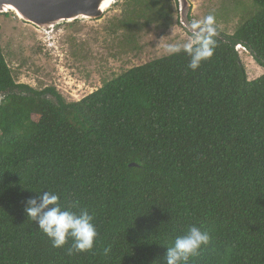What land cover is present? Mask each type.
<instances>
[{
	"label": "trees",
	"instance_id": "16d2710c",
	"mask_svg": "<svg viewBox=\"0 0 264 264\" xmlns=\"http://www.w3.org/2000/svg\"><path fill=\"white\" fill-rule=\"evenodd\" d=\"M248 1L197 70L164 56L77 102L16 84L0 52V264H166L193 225L210 240L188 264H264V74L248 80L236 49L264 68V0ZM43 191L94 216L91 251L54 248L27 218Z\"/></svg>",
	"mask_w": 264,
	"mask_h": 264
},
{
	"label": "rangeland",
	"instance_id": "374dc122",
	"mask_svg": "<svg viewBox=\"0 0 264 264\" xmlns=\"http://www.w3.org/2000/svg\"><path fill=\"white\" fill-rule=\"evenodd\" d=\"M187 1L191 22L214 14L217 29L225 35H232L255 11L248 0ZM151 2L143 0L140 5L145 10ZM140 5L118 0L100 19L62 23L48 31L19 21L12 13L0 15V52L16 84L36 90L51 87L67 102L80 101L128 69L168 56L164 43L187 40L177 0H159L145 13L138 11ZM130 9L137 29L121 26ZM238 52L248 80L264 74L247 53Z\"/></svg>",
	"mask_w": 264,
	"mask_h": 264
},
{
	"label": "clouds",
	"instance_id": "9594fccd",
	"mask_svg": "<svg viewBox=\"0 0 264 264\" xmlns=\"http://www.w3.org/2000/svg\"><path fill=\"white\" fill-rule=\"evenodd\" d=\"M186 30L187 40L166 42L162 48L169 56L184 53L189 57L188 68L195 71L214 55L218 44L216 17L210 13L193 20L186 25ZM76 207V204L71 208L63 207L56 193L43 191L37 198L26 201L25 213L27 218L37 223L38 229L49 238L54 248H62L71 241L69 254L91 251L98 236L94 216L86 208L74 211ZM209 240L206 231L195 225L190 226L167 247L166 264H188L190 258L197 256Z\"/></svg>",
	"mask_w": 264,
	"mask_h": 264
},
{
	"label": "water",
	"instance_id": "95a60500",
	"mask_svg": "<svg viewBox=\"0 0 264 264\" xmlns=\"http://www.w3.org/2000/svg\"><path fill=\"white\" fill-rule=\"evenodd\" d=\"M118 0H0V15L12 13L22 22L43 31L62 23L100 19ZM179 23L186 29L190 23V5L177 0ZM241 49L240 46L236 48Z\"/></svg>",
	"mask_w": 264,
	"mask_h": 264
}]
</instances>
